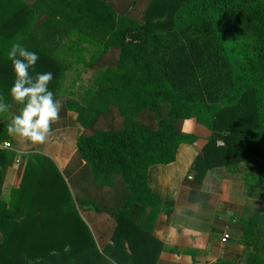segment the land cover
<instances>
[{
    "label": "trees",
    "instance_id": "16d2710c",
    "mask_svg": "<svg viewBox=\"0 0 264 264\" xmlns=\"http://www.w3.org/2000/svg\"><path fill=\"white\" fill-rule=\"evenodd\" d=\"M135 1L119 13L111 0H0V96L19 111L7 58L19 42L39 57L31 76L52 73L48 89L63 105L60 116L75 112L84 129L64 170L86 165L108 195L120 189L126 197L104 207L114 225L97 239L52 160L20 156L15 181L4 188L17 154L0 149V264H155L162 244L150 228L159 204L147 172L194 142L180 133L185 119L210 133L184 184L199 188L209 170L223 167L244 173L253 197L264 194V0H149L140 20L126 15ZM83 42L95 48L87 61ZM81 62L94 68L91 82L66 99ZM146 112L155 125L143 122ZM116 116L119 128L101 125ZM7 124L0 114V143L12 139ZM232 219L244 246L235 264H264V209Z\"/></svg>",
    "mask_w": 264,
    "mask_h": 264
},
{
    "label": "crops",
    "instance_id": "0c3cea01",
    "mask_svg": "<svg viewBox=\"0 0 264 264\" xmlns=\"http://www.w3.org/2000/svg\"><path fill=\"white\" fill-rule=\"evenodd\" d=\"M83 85L78 83L77 88L67 96L75 99L88 87ZM145 115L149 116L146 112L142 117ZM118 118L121 123V118ZM151 121L152 118L150 123ZM111 123L109 122L108 128H111ZM179 130L180 133L194 135V142L181 143L173 162L152 165L147 172V185L159 204L158 213L153 216L150 228V236L162 244L155 264H235L244 246L232 218L262 211L264 194L260 191V197L258 193L257 197H253L249 193L252 192L251 188L245 184L244 173L229 171L223 167L209 170L199 188L188 182L184 184L186 177H192L190 166L210 131L194 118L182 120ZM83 133L84 129L76 120V113L68 110L52 125V133L44 144H32L12 138L10 149L17 154V161L6 170L4 188L15 181L18 160L23 155L42 154L52 160L58 171L66 169L74 160L76 141ZM83 168L86 169V165L82 164L81 169ZM94 189L97 191L93 193L95 198L88 202L94 200L98 201V205L108 207L116 200H120L118 203L121 204L126 199L125 194L120 198L108 195L112 192L106 187ZM93 212H87L88 218L93 222L95 235L102 238L114 225V221L108 210V217L103 218L98 216L102 210ZM224 235H228L226 241H222ZM101 242L104 245L105 241L101 239Z\"/></svg>",
    "mask_w": 264,
    "mask_h": 264
},
{
    "label": "clouds",
    "instance_id": "9594fccd",
    "mask_svg": "<svg viewBox=\"0 0 264 264\" xmlns=\"http://www.w3.org/2000/svg\"><path fill=\"white\" fill-rule=\"evenodd\" d=\"M7 58L11 61L14 83L9 95L12 103L20 105L18 112L10 111L12 105L0 96V114H7V135L32 144H44L52 133V125L60 119L63 107L48 85L53 79L51 72L29 74L39 57L19 42L11 45Z\"/></svg>",
    "mask_w": 264,
    "mask_h": 264
},
{
    "label": "rangeland",
    "instance_id": "374dc122",
    "mask_svg": "<svg viewBox=\"0 0 264 264\" xmlns=\"http://www.w3.org/2000/svg\"><path fill=\"white\" fill-rule=\"evenodd\" d=\"M128 1L129 0H111L116 12H119V13H121L125 9V5L127 4ZM148 2H149V0H136L133 7L130 8L126 12V15L132 19L140 20L142 17L143 11L145 10ZM78 47L80 48V51L82 53L81 55H83V58L85 59V61H87L89 59V56L95 52V48L93 46L86 45L85 42L81 43ZM80 51H78V52H80ZM73 57H74V55H73ZM107 57L110 58L111 61L115 60L117 57V51H113L112 54L107 56ZM77 67H79L80 73H81L79 76L80 79L77 82L80 83V85L84 84L83 87L85 85L86 86L89 85L91 82V78L94 74L93 73L94 68H87L86 67L85 68L86 70H85L83 68L84 67L83 62L78 63ZM69 73L70 74L68 75L67 79H70L71 77L75 76V75H73V74H75L74 69L71 70ZM68 82H69V80L66 81L67 85H68ZM78 83L76 84V87L74 89L77 88ZM79 89H82V86H79ZM68 97L69 96H67L66 99H70V97L69 98ZM150 119H151V117H149L148 115H145L144 117H142V120L145 123H150ZM114 120L111 121L112 123H111L110 127L111 128H119L121 123H120V119L118 118V116H116L114 118ZM101 123H102L101 125L104 128L109 127V122L104 124L101 121ZM153 125H155V120L152 118L151 126H153ZM66 170H63V171L59 170V173L62 176L63 182L67 186L68 192L70 193L69 197H71V201H73V204L75 205V209L78 212L81 219L85 223H87V225L89 226V228L92 230L93 234L95 235L96 233L93 231L94 227L92 225L93 222L90 218H88L87 212L89 210H91V212L94 213L93 212V211H95L94 208L98 207L99 210H102V212L98 216H100L102 218L108 217V215H107L108 213H107L106 208H104L105 207L104 205H98V201H94V200L88 202L90 199L95 198L93 196V193H95L97 191L94 188L97 187V189H100V187L97 186V184L94 182L92 176H90V172H87L86 169H80V170L78 169L79 170L78 172H74V174H71V175ZM92 183H94V185H92ZM100 190H98V191H100ZM114 194L117 198H120L124 195V194H122L120 189H117V192H114ZM96 238L98 239L99 237L96 236Z\"/></svg>",
    "mask_w": 264,
    "mask_h": 264
},
{
    "label": "built area",
    "instance_id": "2783aa9c",
    "mask_svg": "<svg viewBox=\"0 0 264 264\" xmlns=\"http://www.w3.org/2000/svg\"><path fill=\"white\" fill-rule=\"evenodd\" d=\"M10 148H11V141H3L0 143V149H10ZM227 238H228V235H224V237L222 238V241H226Z\"/></svg>",
    "mask_w": 264,
    "mask_h": 264
}]
</instances>
